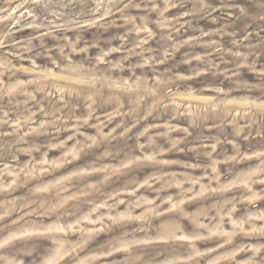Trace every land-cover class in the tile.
I'll list each match as a JSON object with an SVG mask.
<instances>
[{
	"label": "rangeland",
	"instance_id": "1",
	"mask_svg": "<svg viewBox=\"0 0 264 264\" xmlns=\"http://www.w3.org/2000/svg\"><path fill=\"white\" fill-rule=\"evenodd\" d=\"M0 264H264V0H0Z\"/></svg>",
	"mask_w": 264,
	"mask_h": 264
},
{
	"label": "bare ground",
	"instance_id": "2",
	"mask_svg": "<svg viewBox=\"0 0 264 264\" xmlns=\"http://www.w3.org/2000/svg\"><path fill=\"white\" fill-rule=\"evenodd\" d=\"M55 214H56V213H55ZM59 214H60V213H59ZM179 214H181V212H180ZM52 215H53V214H52ZM55 216H56V215H55ZM192 227H193V226H192ZM176 229H177V228H176ZM176 229H175V230H176ZM195 230H196V231H199V229H198L196 226L193 227V231H195ZM125 234H126V233H125ZM152 256H153V254H152ZM148 257H150V256H148Z\"/></svg>",
	"mask_w": 264,
	"mask_h": 264
}]
</instances>
